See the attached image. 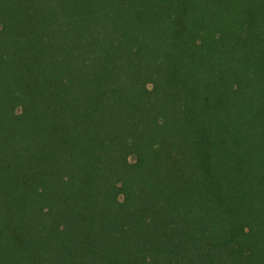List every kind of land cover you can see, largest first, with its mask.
<instances>
[{
  "label": "trees",
  "instance_id": "1",
  "mask_svg": "<svg viewBox=\"0 0 264 264\" xmlns=\"http://www.w3.org/2000/svg\"><path fill=\"white\" fill-rule=\"evenodd\" d=\"M0 264H264V0H0Z\"/></svg>",
  "mask_w": 264,
  "mask_h": 264
}]
</instances>
